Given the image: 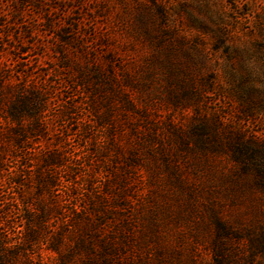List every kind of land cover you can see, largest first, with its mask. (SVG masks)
I'll use <instances>...</instances> for the list:
<instances>
[{
  "label": "rangeland",
  "instance_id": "rangeland-1",
  "mask_svg": "<svg viewBox=\"0 0 264 264\" xmlns=\"http://www.w3.org/2000/svg\"><path fill=\"white\" fill-rule=\"evenodd\" d=\"M0 64L4 85L44 93L49 127L42 139L21 138L20 147L2 141L1 244L20 237V200L35 205L34 172L25 165L59 146L95 191L127 188L129 208L117 210L137 218L135 235L141 219L157 225L155 238L136 236L132 264H152L158 249L175 252L169 264L210 262L212 216L231 210L228 143L253 140L264 150V0H0ZM73 104L72 119L60 116ZM106 110L111 128L93 122ZM84 124L87 134L78 130ZM8 171L23 187L7 181ZM62 175L45 234L67 230L70 175ZM12 193L20 199L8 211ZM249 195L264 204L258 190ZM107 203L117 205L110 196ZM247 208L244 196L239 209L250 217ZM45 243L32 244L25 260L0 264H58ZM69 244L66 237L61 251ZM226 245L247 253L244 238Z\"/></svg>",
  "mask_w": 264,
  "mask_h": 264
},
{
  "label": "trees",
  "instance_id": "trees-1",
  "mask_svg": "<svg viewBox=\"0 0 264 264\" xmlns=\"http://www.w3.org/2000/svg\"><path fill=\"white\" fill-rule=\"evenodd\" d=\"M4 77L5 69L0 64V171L2 155L7 145L6 142L2 143L4 139L10 140L15 147H20L21 138L28 135L38 140L49 132L43 114L48 104L44 93L34 87L25 89L22 85L6 86L2 83ZM124 102L129 107L134 106L131 98H125ZM75 107V104L65 106L59 112L60 116L72 119ZM97 115L99 119L93 121L97 123L96 125L105 123L109 125V128L113 127L109 110ZM87 129L88 127L84 124L78 130L80 133L87 134L89 131ZM110 136H112L111 132L109 138ZM85 138H87L86 135ZM228 147H230L229 157L234 162L227 186L231 210L224 218L215 214L212 216L213 228L209 236V251L212 257L207 264H259V262L254 263V260L257 256L264 258V204L257 199H249L248 196L254 190L264 195V150L253 140L239 138L229 141ZM63 157L59 146H55L43 151L35 166L34 164L25 165L34 172L35 205L32 203L29 206L26 199L20 200L24 220L20 237L15 241V246L6 245L8 242L0 243V250L3 251L0 258L8 263L12 258L16 259L21 255L25 260L31 245L44 241L46 249L57 253L58 264H120L122 260L123 264H132L129 256L131 257L134 252L136 236H139L142 242L150 237L155 238L158 236L154 231L157 225L152 219L149 221L147 218L141 219V225L140 223L139 225L142 228H139L138 235H135L133 228L137 218L117 210L119 208V210L127 211L129 208L131 195L127 193V188L120 183L119 190L113 192V195L111 190L108 191L111 185L102 188L101 191H95L92 180L88 178L89 175L84 170L80 169L79 162L74 159L66 164ZM65 173L70 175L67 180L68 217L63 222L67 230L65 233L45 234V228L49 225V216L57 207V204L51 203L57 198L52 187L58 184L62 174ZM14 174L13 171H8L7 181L16 187H23L24 184ZM45 194L47 198L44 200ZM109 196L117 205L112 207L111 202L107 203ZM244 196L248 202L246 210L253 212L250 217L245 216V212L239 209ZM18 198L13 193L7 197L4 201L6 210H10V204L16 206ZM120 215L122 219H118ZM146 225H148L147 228ZM66 237L69 238L70 244L61 251V244ZM243 238L246 240L247 253L243 254L239 248L229 250L226 245L227 240L239 242ZM126 247L127 252L129 250L127 254L124 249ZM169 256H175V252L165 249L164 251L155 250L152 264H169Z\"/></svg>",
  "mask_w": 264,
  "mask_h": 264
}]
</instances>
